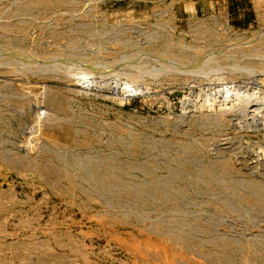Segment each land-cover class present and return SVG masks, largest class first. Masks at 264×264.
Wrapping results in <instances>:
<instances>
[{"label": "rangeland", "instance_id": "374dc122", "mask_svg": "<svg viewBox=\"0 0 264 264\" xmlns=\"http://www.w3.org/2000/svg\"><path fill=\"white\" fill-rule=\"evenodd\" d=\"M233 1L0 0V264H264V0Z\"/></svg>", "mask_w": 264, "mask_h": 264}, {"label": "crops", "instance_id": "0c3cea01", "mask_svg": "<svg viewBox=\"0 0 264 264\" xmlns=\"http://www.w3.org/2000/svg\"><path fill=\"white\" fill-rule=\"evenodd\" d=\"M230 3H231V6H230V8H233L234 6H233V4H234V1L233 0H230ZM239 9H241V8H239V6H238V10Z\"/></svg>", "mask_w": 264, "mask_h": 264}]
</instances>
